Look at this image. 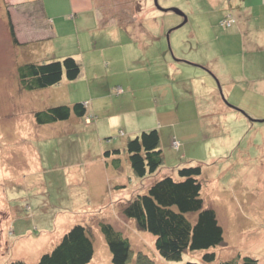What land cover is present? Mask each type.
I'll use <instances>...</instances> for the list:
<instances>
[{"label":"rangeland","instance_id":"rangeland-1","mask_svg":"<svg viewBox=\"0 0 264 264\" xmlns=\"http://www.w3.org/2000/svg\"><path fill=\"white\" fill-rule=\"evenodd\" d=\"M4 1L0 264L13 258L34 264L74 224L85 225L91 233L94 252L88 264H112L101 222L120 231L133 254L140 250L156 264L199 260L203 250L189 251L180 261L165 260L152 234L138 230L122 214L133 189L145 187L153 177L133 174L126 140L152 128L160 136L161 173L175 175V168L183 165L201 167L200 197L223 230V243L210 248L216 261L240 254L264 264V83L229 77L239 70L236 49L243 47L237 13L242 0H156L160 8L184 13L186 22L177 28L183 17L159 10L153 0H130L131 6L117 0L110 5L115 8L111 14L123 18L124 25L131 21L132 27H121L116 37L104 35L110 34L109 28L53 35L34 4L27 8L29 20L22 16L11 23L19 40L28 39L23 44L11 41L14 12L8 14ZM128 7L134 16L130 20ZM227 11L235 18L230 27L220 25ZM80 50L82 71L68 86L65 79L46 88L20 86V64L61 52L74 56ZM249 50H242L241 61L252 68L250 59L263 53ZM257 78H264V67ZM91 100V110L81 120L74 114L42 124L34 119L36 111L52 105ZM92 117L100 122H92ZM100 123L103 128L96 127ZM114 148L119 150V168L111 160L106 168L103 152ZM116 184L122 186L114 188Z\"/></svg>","mask_w":264,"mask_h":264},{"label":"trees","instance_id":"trees-1","mask_svg":"<svg viewBox=\"0 0 264 264\" xmlns=\"http://www.w3.org/2000/svg\"><path fill=\"white\" fill-rule=\"evenodd\" d=\"M235 18L227 13L226 17ZM221 25V23H220ZM11 41L18 44L12 24H9ZM82 71L77 58L65 55L62 58H44L24 62L17 68L18 81L22 88L33 90L53 86L66 79H77ZM74 114L77 118L87 117V102L72 105L57 104L36 111L37 124L66 120ZM93 119V117H92ZM160 136L155 128L141 130L125 143L129 166L138 178H149L145 187L133 189L130 198L121 207L122 214L134 221L138 230L146 231L155 238L154 247L165 260L180 261L189 251L203 250L199 260H186L181 264H261L249 255L235 254L234 257L216 261L211 247L223 243V230L214 210L206 207L200 197V165H183L175 168V175L159 171L163 162L159 148ZM119 150H105L103 155L112 157L111 164L119 168ZM108 164V162H107ZM109 166V165H108ZM116 184L114 188H120ZM194 215L189 217V215ZM111 254L112 264H156L146 253L138 250L133 254L129 240L111 224L99 223ZM91 233L85 225L74 224L67 228L49 251L38 255L34 264H88L93 256ZM7 264H28L22 259H10Z\"/></svg>","mask_w":264,"mask_h":264},{"label":"crops","instance_id":"crops-1","mask_svg":"<svg viewBox=\"0 0 264 264\" xmlns=\"http://www.w3.org/2000/svg\"><path fill=\"white\" fill-rule=\"evenodd\" d=\"M6 1V2H5ZM4 4L7 7L8 14L10 15V10L12 9L14 14L11 17V23H13V19L22 17L29 20V12L28 6H33L34 4L38 5V10H40V19L47 21L49 31L51 34L56 35L61 31H84L89 32L92 29H98L101 31L109 28L110 34L106 33L104 35L116 37V32L121 30V27L126 31L128 29L131 31L132 25L130 22L124 25L121 20L116 16L112 15L111 11L115 8L110 6L112 3L115 4L118 1L116 0H5ZM130 0H119L120 3H124L127 6L130 4ZM241 8L238 9L237 13L242 22V27H240L241 37H242V45L239 46L236 50H239L240 53L237 56V61H239V70L234 73H230L229 77L242 78L245 82H250L252 80H258L264 83V78H257L263 75V67H264V0H242ZM230 7V6H229ZM159 9V8H158ZM161 10V9H159ZM162 11V10H161ZM230 11H227L229 13ZM226 13V14H227ZM21 14V16H20ZM125 14L131 16V9H126ZM124 14V15H125ZM133 19L134 16H131L128 20ZM25 20V21H26ZM21 23V22H20ZM22 24V23H21ZM65 25V26H64ZM64 26V27H63ZM133 31V30H132ZM15 32V31H14ZM18 44H23L28 42L25 37L23 41L19 40L18 32H15ZM255 35V36H254ZM49 38V37H48ZM47 38V39H48ZM46 39V40H47ZM42 40V37L39 39ZM250 48L249 51L257 49V52L260 51L263 55L258 52L260 58L257 59V56L252 57V68L250 65H246L241 61L242 58V50L246 51V48ZM81 49V47L79 48ZM50 58H62L67 55L65 52L50 54ZM75 58L79 60V56H81V50L78 53L73 54ZM44 59V58H43ZM230 60V59H229ZM244 61V60H243ZM245 62V61H244ZM236 67V66H235ZM215 73L218 76L222 73L219 70H215ZM66 80V79H65ZM66 86H68L69 81L66 80ZM121 88V87H120ZM122 89V88H121ZM91 101L87 102V114L89 110H91ZM75 116V115H74ZM93 116V115H92ZM71 118V115L70 117ZM68 118V119H69ZM77 120H81L82 118L74 117ZM93 121H98V119H94ZM115 119L116 118L115 116ZM92 124V123H90ZM96 125L98 128H103V124ZM137 132V131H136ZM134 132V133H136ZM112 156L103 155L102 161L104 162L106 168L108 167L107 160H110Z\"/></svg>","mask_w":264,"mask_h":264},{"label":"water","instance_id":"water-1","mask_svg":"<svg viewBox=\"0 0 264 264\" xmlns=\"http://www.w3.org/2000/svg\"><path fill=\"white\" fill-rule=\"evenodd\" d=\"M153 1H154V2H153L154 5H155L157 8H159V9H161V10H163V11H167V10L173 11L174 13H176V14H178V15H180V16L183 17V20L181 21V23H180L179 25L173 27V28H177V27L181 26L183 23L186 22V16H185L184 13L181 12L179 9H177V8H175V7L160 8V7L157 6L156 0H153ZM173 28H171V29H173ZM171 29H170V30H171ZM170 30H169V31H170ZM169 31H168V32H169Z\"/></svg>","mask_w":264,"mask_h":264},{"label":"built area","instance_id":"built-area-1","mask_svg":"<svg viewBox=\"0 0 264 264\" xmlns=\"http://www.w3.org/2000/svg\"><path fill=\"white\" fill-rule=\"evenodd\" d=\"M232 22L233 19L229 18L228 16L220 21L221 25H226V26H229Z\"/></svg>","mask_w":264,"mask_h":264}]
</instances>
